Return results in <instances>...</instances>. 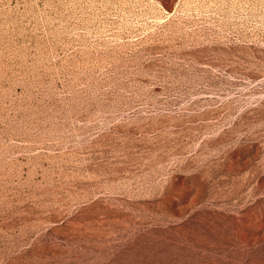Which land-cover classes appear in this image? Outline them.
Wrapping results in <instances>:
<instances>
[{
    "label": "rangeland",
    "instance_id": "obj_1",
    "mask_svg": "<svg viewBox=\"0 0 264 264\" xmlns=\"http://www.w3.org/2000/svg\"><path fill=\"white\" fill-rule=\"evenodd\" d=\"M0 264H264V0H0Z\"/></svg>",
    "mask_w": 264,
    "mask_h": 264
}]
</instances>
